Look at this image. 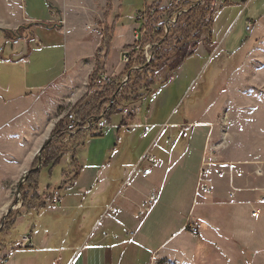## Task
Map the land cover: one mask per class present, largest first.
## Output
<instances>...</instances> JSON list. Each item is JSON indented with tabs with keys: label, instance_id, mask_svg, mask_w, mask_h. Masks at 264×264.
I'll return each mask as SVG.
<instances>
[{
	"label": "crops",
	"instance_id": "crops-1",
	"mask_svg": "<svg viewBox=\"0 0 264 264\" xmlns=\"http://www.w3.org/2000/svg\"><path fill=\"white\" fill-rule=\"evenodd\" d=\"M28 1L10 2L22 25L12 28L0 18V46L4 47L0 58V127H9L23 114L32 113L39 102L38 116L48 120L39 133L37 144L21 164L22 170L31 169L35 154L47 144L57 124L88 93L97 54L104 59L105 72L118 84L122 82L126 66L120 63V55L134 44L135 14L146 4L143 0L140 9L127 12L125 6L132 2L130 0H49L52 7L49 16L39 19L29 14ZM168 1L164 0L161 7L164 8ZM221 1L216 2V15L236 9V19L232 23L228 19L224 23L214 19L213 43L200 45L197 55L200 51L204 55L212 54L219 48L221 43H217L216 38H224L228 22L229 31L242 20H245L246 28L250 22L256 27L264 23V14L256 16L250 10L255 0ZM227 2L230 3L228 7ZM31 8L35 12L33 6ZM129 13L133 23L131 42L122 46L118 61L112 63L110 55L105 59L106 49L98 53L102 48L104 29L113 30L114 41L124 16ZM61 20L64 21L62 26L58 24ZM76 22H87L82 29L87 33L85 40H89L92 53L84 58L75 57L71 62L73 52L68 40L75 34ZM41 23L46 24L48 28L44 27L49 31L57 30L65 43L64 73L67 76L60 74L47 82L44 78L49 71L32 70L33 45L41 44V41L31 32L30 41L21 45L22 38ZM51 33H47V38L53 35ZM15 38L19 42L12 45ZM39 51L42 50H38L37 55L41 54ZM182 68L165 87L176 82ZM152 89L153 96L140 114L136 117L114 115L100 135H94L96 138L76 150L75 167L79 176L70 188L66 184L73 178L75 168H72L70 155L64 156L67 159L60 184L68 189H57L60 191L57 205L48 200L53 194L49 193L48 187L41 189L46 205L32 211L16 210L22 217L18 219L14 233L7 236L12 241L9 250L0 253L1 264L5 258L4 264H219L221 253L228 252L224 249L236 254L237 248L238 260L248 255L250 264L264 262V204L260 202L259 192L264 187V171L263 176L257 174L264 166L213 161L212 192L201 195L196 201L198 176L211 123H205L208 129L205 138L204 133H188L184 122L172 124L173 112L165 120L152 123V107L158 99L155 86ZM145 124L153 126L148 139L142 138ZM178 129H181L180 138L184 142L171 144ZM14 131L11 129L9 133L13 135ZM163 138L167 143L160 144ZM104 140L107 142L103 143ZM97 142L100 144L95 145ZM149 149L157 165L153 166L152 175L144 176L142 169L150 164L139 165ZM154 190L159 193V201L150 213L140 216L139 210L144 208ZM110 208L118 213L112 215ZM257 210L261 214L253 217ZM191 218L201 224L198 236L187 229ZM25 234L31 235L33 245L22 250L18 245ZM177 239H180L178 243ZM172 240L175 244L171 249L161 251Z\"/></svg>",
	"mask_w": 264,
	"mask_h": 264
},
{
	"label": "rangeland",
	"instance_id": "rangeland-1",
	"mask_svg": "<svg viewBox=\"0 0 264 264\" xmlns=\"http://www.w3.org/2000/svg\"><path fill=\"white\" fill-rule=\"evenodd\" d=\"M130 1L132 2H128L125 6L127 12L130 9L132 11L140 9L144 3L143 0ZM10 2L11 0H0V4H2L0 18L4 20L6 25L15 28L23 23L16 18L18 14L13 10ZM26 5L29 14L39 19H46L52 9L49 0H29ZM32 6L35 12L32 11ZM250 10L256 16L263 15L264 0H255ZM71 11L73 12V10ZM70 12L69 15L71 16ZM130 13L124 16L120 28L115 34V39L111 43L112 48L110 46L109 57L112 63L118 61L122 46L131 42L130 28L133 23ZM237 14L236 9L226 10L217 14L215 19L218 18L223 23L228 19L232 23ZM229 22L224 33L228 32L224 34V38H216L217 43H221L219 48L212 51V54L204 55L202 51L198 55L196 53V56L185 62L183 68L181 67L183 71L176 77V82L173 85L169 87L162 85L167 73L165 71L159 73L155 84L158 99L152 107V123L159 122L161 119L165 120L173 112L172 124L184 122L187 124L188 133H204L205 138V133L208 131L205 128V123L210 122L211 134L204 155L208 151L212 161L222 160L247 165L256 163L264 166V23L261 26H255L254 31L249 33L246 31L245 20L240 21L230 31ZM86 24L87 22L74 23L73 31L75 34L68 40L73 52L70 58L71 62L74 61L75 57L84 58L88 53H92L90 52L89 40H85L87 33L82 29ZM49 30L38 24L21 40V45L25 46L32 38V34L33 36L35 34L41 41V44L37 42L33 45L35 55L32 58V70L49 71L48 76L44 78L46 82L49 79L57 78L60 74L67 76L64 73V38L57 35V30ZM50 32L53 35L47 38L49 36L47 33ZM74 45L77 46L76 49ZM38 50H42L39 51L41 52L39 55L36 53ZM40 104L41 102L37 103L36 108L40 107ZM36 108L32 113L23 114L17 118L11 126L0 127V231L5 226L6 219L10 214L8 212H16L14 209L20 205V198L22 205L20 191L25 184V182L22 184V181L25 173L31 171L32 167L22 170L20 166L27 160L31 153L30 150L37 144L40 138L39 133L48 121L46 118L38 116ZM11 129L16 130L13 135L9 133ZM180 130L178 129L177 134L171 138V144L184 142L180 138ZM52 138L54 137L51 135L50 140ZM105 142L107 140L103 141V143ZM165 142L167 143L166 139L163 138L160 144ZM196 142L195 138L194 143ZM97 144L100 143L97 142L95 145ZM36 158L42 162L39 152L35 154V160ZM65 159L67 158H64L53 169L52 173H49L48 170L42 172L40 189H48L49 187V193H53L54 190L61 187L60 179L65 167ZM41 166L39 164L38 170ZM259 171L263 172L264 170L260 169L257 173ZM258 176L263 175L258 174ZM262 189L264 187L259 189L260 193ZM142 215L140 214V216ZM3 222L4 226L1 228ZM8 234L6 233V236ZM179 240L177 239L176 243ZM172 241V243L169 242L163 246L161 251H169L175 244V241ZM237 249H235L236 254L232 250L224 249L228 252L221 253L219 264H236V262L238 264H250L251 260L248 255L243 256L242 260H238ZM201 263L209 264L207 262ZM260 264H264V262L261 261Z\"/></svg>",
	"mask_w": 264,
	"mask_h": 264
},
{
	"label": "trees",
	"instance_id": "trees-1",
	"mask_svg": "<svg viewBox=\"0 0 264 264\" xmlns=\"http://www.w3.org/2000/svg\"><path fill=\"white\" fill-rule=\"evenodd\" d=\"M192 2H198L199 0H190ZM217 0H203L202 4L192 7L191 5L185 6L188 8L187 13L177 18L176 23L165 34L162 29L161 14H166L169 17H173L174 13L165 9L160 10V5L156 7V16L150 23V38L149 41L154 44H158L151 52L152 60L149 64L140 57L134 62L126 66L125 76H128L127 86L123 89L121 94L115 97V94L120 88V84L114 81L110 86L103 89L100 93L91 95V92L95 89V82L98 77L105 71L104 59L100 58L97 54V64L93 73L89 77V91L73 109L77 117L85 123L91 118H99L105 105L113 102L110 113L106 116L109 121L114 115H122L123 111L133 105L142 104L146 102L147 94L142 92L146 89L151 91L156 84L157 75L165 71L166 78L163 80L162 85L166 86L171 82L172 77L177 71L187 62L189 59L196 56L197 50L200 45L210 46L213 43V22L216 16V4ZM226 7L230 6V3H225ZM159 26L161 29L159 32H155V26ZM113 30L109 28L104 29V39L102 48L98 53L101 54L106 49L105 59L110 52V46ZM134 67L141 68V71H133ZM53 139L42 152V162L39 159L34 160L32 169L35 170L39 164L41 168L35 172L30 173L25 184L21 187L20 193L22 194V207L21 210L32 211L35 208H40L46 205V202L42 199L40 181L41 175L44 170H48L52 173L53 169L58 166L63 160L65 155H70L73 164L72 168H75L73 172V178L68 180V187H72L73 183L79 176V171L75 167L76 163V150L80 147H84L89 141L96 138L93 134L79 131L77 135L68 142V144L62 143L63 136V121H60L52 132ZM66 185L61 186V189H66ZM68 189V188H67ZM22 216L19 212L11 211L6 219L4 228L0 231V253L7 251L8 245L11 244L6 233L13 234L16 223ZM6 261V258L3 262ZM1 264V263H0Z\"/></svg>",
	"mask_w": 264,
	"mask_h": 264
},
{
	"label": "built area",
	"instance_id": "built-area-1",
	"mask_svg": "<svg viewBox=\"0 0 264 264\" xmlns=\"http://www.w3.org/2000/svg\"><path fill=\"white\" fill-rule=\"evenodd\" d=\"M164 0H146L145 8L141 11L136 12L135 14V22L137 24V28L135 30L134 34V44L124 50L120 55V63L124 66H128L132 62H134L137 58L142 57L147 64H149L152 60V50L158 45L154 44L153 42L149 41L150 38V23L152 19L156 16L157 5H160V10L165 9L168 11H171L174 13L173 17H169L166 14H161L160 19L162 20V29L165 34L168 33L169 29L176 23L177 18L182 16L183 14L187 13L188 8H185L187 5H191L192 7H196L200 4H202L203 0H199L198 2H192L190 0H169L168 3H166V6L162 8V3ZM216 8V4H215ZM59 25H63L64 21L61 20L58 22ZM256 24L254 22H250L247 25L246 31L249 33H252ZM161 28L157 25L155 26V32H159ZM18 40L15 38L11 43L12 45L18 44ZM4 53V47L0 46V58L3 57ZM133 71H141V68L134 67ZM128 76H125L120 83V88L115 94V97L119 96L123 89L127 86L128 83ZM114 82V77L107 74L105 71L98 77V79L95 82V89L93 92H91V95H94L95 93H100L103 91L104 88L110 86ZM142 92L147 94L146 102L142 104L133 105L123 111V115L125 117H136L138 114L141 113L142 108L144 107V104H147V102L152 98L153 96V89L151 91H147L146 89L142 90ZM113 102L111 101L110 104H107L104 106L101 115L99 118H91L85 123H83L76 115L75 111H69L64 117H63V136L64 140L63 143H67L69 139L73 136H75L79 131H85L88 133H91L93 135H100L101 132L107 128L108 126V120L106 119V116L110 113L111 107ZM153 126L149 124H145L143 126V132H142V138L148 139L151 132H152ZM55 139V138H54ZM151 149H149L143 158V160L140 162L139 167H142V165L145 162H148L150 165H155L157 163L156 159L151 154ZM212 166L213 161L211 157L208 154V151L203 156L202 164H201V170L198 177V186H197V199L198 201L199 197L201 195L209 194L212 192L211 188V174H212ZM153 167L149 168H143L142 174L144 176H149L153 174ZM257 174L263 175V172L259 171ZM262 195L260 196V202L264 204V189L260 190ZM48 200L51 204L57 205L60 202V191L56 190L53 192L52 195L48 197ZM159 201V193L158 191L154 190L150 198L147 200L144 208L139 210V213L145 214L150 212V210L153 208V206ZM21 198H20V205L18 207H15L14 210H18L21 208ZM109 212H111L112 215H116L118 213V210L109 209ZM261 214L259 210L253 212V217H257ZM187 229L195 236H198L201 234V224L197 219H189L187 223ZM32 237L31 235L25 234L21 237L19 242V249L26 250L30 247H32ZM4 264V262L2 263Z\"/></svg>",
	"mask_w": 264,
	"mask_h": 264
},
{
	"label": "water",
	"instance_id": "water-1",
	"mask_svg": "<svg viewBox=\"0 0 264 264\" xmlns=\"http://www.w3.org/2000/svg\"><path fill=\"white\" fill-rule=\"evenodd\" d=\"M41 25L46 26V24H44V23H41ZM46 27H47V26H46ZM47 28H48V27H47ZM51 140H52V139H51ZM51 140L49 139V140L47 141V144H49V143L51 142ZM46 146H47V145L45 144V145L39 150L40 161H42L41 154H42V152H43V150L45 149ZM37 170H38V168L35 169V170H31V171L26 172L25 175H24V179H23V181H22V184H23L24 182H26V180L28 179V176L30 175V173L35 172V171H37ZM9 213H10V211L8 212V214H9ZM4 221H5V220H4ZM3 226H4V222L2 223L1 228H3Z\"/></svg>",
	"mask_w": 264,
	"mask_h": 264
}]
</instances>
